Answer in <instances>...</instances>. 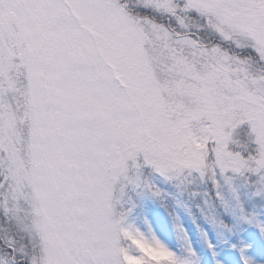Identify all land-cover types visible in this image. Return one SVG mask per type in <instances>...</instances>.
I'll return each mask as SVG.
<instances>
[{"label": "snow or ice", "instance_id": "1", "mask_svg": "<svg viewBox=\"0 0 264 264\" xmlns=\"http://www.w3.org/2000/svg\"><path fill=\"white\" fill-rule=\"evenodd\" d=\"M252 201L264 0H0V264H264Z\"/></svg>", "mask_w": 264, "mask_h": 264}, {"label": "rangeland", "instance_id": "2", "mask_svg": "<svg viewBox=\"0 0 264 264\" xmlns=\"http://www.w3.org/2000/svg\"><path fill=\"white\" fill-rule=\"evenodd\" d=\"M249 207L254 208L259 213V218L264 221V201H252L250 202ZM243 228L248 233H254L256 231L254 228L248 225H244ZM260 239L264 240V238ZM218 250L221 251V254H223V252L225 251V249H223V246H221V248ZM201 252L202 264H214L211 253L205 247L201 248Z\"/></svg>", "mask_w": 264, "mask_h": 264}]
</instances>
